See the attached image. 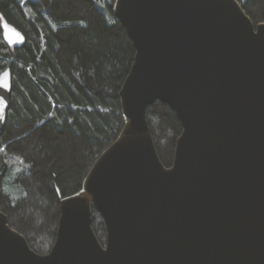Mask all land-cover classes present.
Returning <instances> with one entry per match:
<instances>
[{"label":"water","instance_id":"1","mask_svg":"<svg viewBox=\"0 0 264 264\" xmlns=\"http://www.w3.org/2000/svg\"><path fill=\"white\" fill-rule=\"evenodd\" d=\"M114 12L136 49L120 92L125 126L82 190L62 198L50 253L0 210V264H264V23L238 0H116ZM2 30L25 44L6 20ZM5 72L0 136L13 89ZM155 102L183 128L170 168L147 119Z\"/></svg>","mask_w":264,"mask_h":264},{"label":"trees","instance_id":"2","mask_svg":"<svg viewBox=\"0 0 264 264\" xmlns=\"http://www.w3.org/2000/svg\"><path fill=\"white\" fill-rule=\"evenodd\" d=\"M257 26L264 0H238ZM116 0H0V74L13 76L0 136V210L40 255L52 250L62 198L79 193L98 158L124 126L120 92L136 57L114 12ZM21 31L13 47L2 21ZM14 95V96H13ZM164 165L173 166L183 128L165 103L147 109ZM100 242L107 228L93 208Z\"/></svg>","mask_w":264,"mask_h":264},{"label":"snow or ice","instance_id":"3","mask_svg":"<svg viewBox=\"0 0 264 264\" xmlns=\"http://www.w3.org/2000/svg\"><path fill=\"white\" fill-rule=\"evenodd\" d=\"M3 75L7 76V73L5 72Z\"/></svg>","mask_w":264,"mask_h":264},{"label":"rangeland","instance_id":"4","mask_svg":"<svg viewBox=\"0 0 264 264\" xmlns=\"http://www.w3.org/2000/svg\"><path fill=\"white\" fill-rule=\"evenodd\" d=\"M13 47H15L14 45H12Z\"/></svg>","mask_w":264,"mask_h":264},{"label":"bare ground","instance_id":"5","mask_svg":"<svg viewBox=\"0 0 264 264\" xmlns=\"http://www.w3.org/2000/svg\"><path fill=\"white\" fill-rule=\"evenodd\" d=\"M14 96V95H13Z\"/></svg>","mask_w":264,"mask_h":264}]
</instances>
